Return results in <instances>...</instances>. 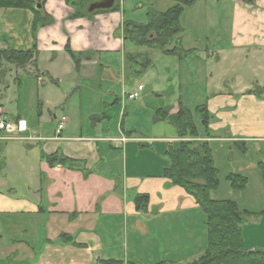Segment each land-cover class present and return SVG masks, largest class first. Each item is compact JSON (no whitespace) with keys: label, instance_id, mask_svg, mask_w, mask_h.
<instances>
[{"label":"crops","instance_id":"0c3cea01","mask_svg":"<svg viewBox=\"0 0 264 264\" xmlns=\"http://www.w3.org/2000/svg\"><path fill=\"white\" fill-rule=\"evenodd\" d=\"M204 3L210 10L204 12L205 17L210 19L207 24L210 34L194 41L189 37H193L190 30L194 22L189 20L183 26V18L189 17L187 10L192 12ZM220 5L223 9L221 15L218 13ZM45 10L56 22L38 33L37 62L42 52L53 54L46 69L54 76V82L60 83L68 78L73 82L76 77L70 56L66 57V69L57 70L59 57L63 56L69 44L76 54L92 53L91 60L82 62L79 79L85 76L88 68L93 75L106 55L114 57L121 54L124 63L125 12L97 15L93 20H70L74 11L65 0H47ZM187 10L181 19L184 29L182 41L186 51L195 54L201 50L194 57L199 66L198 70L195 67L197 76L205 73L204 68L211 60L217 65L226 64L229 72H235L232 69L240 67L244 75H237L225 89L218 86L216 93L205 100L197 94L200 89L196 86L190 91L194 85H188V79L184 78L186 75L179 72L186 58L168 57L173 60H169L166 67L170 66V62L177 65L179 74L172 76L167 69L164 91L165 96L173 97V102H167L164 108L179 107L181 102L188 107L190 102L186 99L195 97L197 107L206 106L211 115V137L202 140L210 143L216 163L219 149L226 146L230 150L238 148L239 156L245 153L247 157L253 147L264 146V0H198ZM32 20L33 14L27 10H0V50L32 49ZM189 40L194 42V46H189ZM148 54L153 56L155 53ZM160 57L166 59L163 55ZM152 65L150 72L154 63ZM37 67L40 68L38 63L34 70L39 73L40 79L45 66L41 63L39 71ZM104 67L107 66L102 65V69L98 70L96 80L102 83L120 82L123 87V70H119V77L115 78L113 74L117 73ZM126 80L130 92H137L138 89L135 90L134 84H131L132 80ZM208 80L207 89L210 88ZM121 93L127 94L125 90ZM154 94L157 96V91ZM113 95L115 104L120 103L121 98L115 93ZM10 115L11 112L6 117L16 123L21 121V128L24 129L20 136L13 138H24L27 143L22 140L0 142V264H97L103 260L133 264L162 261L192 264L204 254L207 229L206 217L200 206L183 189L172 186L162 177L167 163L161 156L158 161L151 160L149 156L146 157L147 162L140 160L142 153L147 151L144 144L153 145L161 141L167 145L177 143V135L168 133L154 140L128 139L130 132L121 129L118 136L104 132L98 136H78L69 131L68 123L60 132L56 122L55 130L50 132L51 125L48 123L40 121L36 128L27 122V117L10 118ZM53 115L54 121H59L56 114ZM154 116L155 111L153 119ZM155 126H164L159 132L168 131L164 123ZM122 136L128 141L117 145L109 143L104 146L103 151L106 152L100 153V146L112 139L121 140ZM131 144H138L139 147L131 148ZM162 149L163 154L166 148ZM56 154L78 164L51 168L48 157ZM263 159L264 156L261 161ZM13 160L21 163L19 167ZM108 162L114 165L111 170L118 176L115 186L109 180L113 172H109V164V167L105 165ZM118 163L120 172L114 171ZM259 163L262 162L255 164ZM98 165L101 168H96ZM246 166L245 170L236 171L249 179V189L252 182L247 171L251 162ZM14 167L17 169L15 172ZM93 168L98 173L88 170ZM12 170L13 176L10 174ZM255 170L259 174L255 175V183L262 191L264 182L259 166ZM237 173L230 172L226 176ZM137 195L149 196L146 211L137 210ZM53 226H56L52 230L56 234L51 237L49 231Z\"/></svg>","mask_w":264,"mask_h":264},{"label":"rangeland","instance_id":"374dc122","mask_svg":"<svg viewBox=\"0 0 264 264\" xmlns=\"http://www.w3.org/2000/svg\"><path fill=\"white\" fill-rule=\"evenodd\" d=\"M96 2L99 1H94V3ZM119 3L121 6V13L125 12L127 21L139 25H147L148 14L151 12L163 14L168 12L174 6L173 0H119ZM205 5V3L200 4V6L192 10V12L186 9L189 11V14H187L189 17L187 16L188 18H183V26L184 24L186 25L187 21L189 20L194 22V27L192 31L190 30V33L193 37L189 36L191 39H194V41H196V38H203L210 34V28L207 25L210 19H207L204 14V12L210 10L209 8H206ZM219 7L220 10L218 13L221 15L223 13V9L221 5ZM1 27L2 26L0 25V33ZM188 44H190L189 46H194V42L192 43L191 40L188 41ZM124 51V55H141L147 53L149 49L145 47H137L132 43H126V48ZM197 52L201 53V50ZM197 52H195V54ZM150 53H155L153 56H150L151 60L153 57L152 61L154 63V68L153 71L150 72L152 69L151 67V69L143 76H138L137 73L138 67L140 66L141 68V64L139 63L141 61L140 59H138L139 65L135 66L133 64L130 68L134 70L129 72L126 61L124 60L123 63V58L120 57L121 54H118L114 57L106 55L103 57L99 65L96 66L97 71L93 73V75L91 68H88L85 71V76L79 79L80 75L78 76V74H80L82 67L79 71L77 70L74 60L66 50L63 56L60 55L59 57L57 62V70L64 71L66 69V57L70 56L75 65L76 77L72 79L73 82L70 81V78L62 80L60 83L58 82L61 86H58L51 82V80L54 79V76L52 73H48L46 69L47 66L50 65V61L52 59L50 57H53V54L42 52V56L37 63L38 66L40 65V68L41 63L43 66H45V71H42V74H44L43 77L39 79V73L34 70L35 67L33 68L32 65L26 70L13 68L12 72L8 75L10 88L7 91L4 90L3 87L0 88V95L3 97V107L6 108L4 113L8 116V114L11 112L10 118H13V116L16 118L27 117V122L36 128L38 127V123L40 121L48 123L51 125L50 132L55 130L56 122L59 124V121H54L53 119V114L55 113L58 118L57 120L66 115L69 118L68 119L66 117L68 119V124L66 123L68 125L67 128L70 127L69 131L78 136L81 134H83V136H98L102 134V132L105 134L109 133L111 136H118L120 135L121 129H123L128 133H135L134 138L154 140L156 137L159 138V136L162 137L168 135V133H171V135L173 133L174 135H177L175 129L173 127L171 128L169 123L164 124L167 125L165 126L166 129L171 132H159V130H161L164 126H155L161 123L156 124L153 121L154 111L156 113L158 110L162 108L164 109V106H167V102H173V97H171V95L165 96L164 91L166 86L164 84V76L167 74V69L170 71L168 74H172V76H176L179 74V72H182V74L186 75L184 78L188 79V85H194V89L191 88L190 91L192 92L195 90L196 86V89H200L197 94H199L200 97H203L205 100L210 95L216 93V88H218V86L224 87L225 89L228 85V82L234 80L237 75L242 74V77L244 75L243 70H241L240 67L234 69L231 68L232 70L236 71L229 72V67L226 64L217 65L218 63H215V61L211 60L204 68L205 73H203L201 76H197L196 71L198 70L199 66L198 64L196 65V60L194 58L195 54L186 57L179 71L178 66L174 64L171 65V62L169 63L170 66L166 67L168 61L173 59H168V57L164 55L163 56L166 57V59L160 57V55H162L160 51H151ZM107 61H112V63L109 64ZM175 61L177 62V60ZM102 65L107 66L104 68L108 69L112 73H117L113 74L115 78L117 75L119 77L118 71L120 70L121 72L123 70L121 73L122 79L124 81L123 87L121 86L120 82L102 83L96 80L99 77L98 70L102 69ZM40 68L37 67V71L41 70ZM212 76H214V78H212ZM125 77L129 79V81L132 80L131 84H134L133 87L135 90H139L140 87L144 88L143 90L145 91L143 92L142 90L139 99L130 101L128 98L126 99L124 97L125 94L122 95V90H125L127 93L130 92V89L128 88L129 83ZM76 78H78V81H75ZM207 78L209 79L208 81L210 85V88L208 89L206 88ZM17 79L20 80L21 86L16 83ZM156 91L157 96L154 94ZM114 93L121 98L120 103L118 104H115L113 101L115 100L113 95ZM186 100L190 102L188 107L194 115V120L197 124V127L199 126L201 128L199 116L196 115L198 106L196 105L197 99L193 97ZM178 111L179 107L170 110L171 115L177 114ZM100 119L102 120L99 121ZM13 123L16 125L18 132L12 135V137L20 136L22 134L21 132H24V129L21 128L22 122L20 121L16 123V121H13ZM65 128L66 126L64 129ZM126 138L127 137L122 136L121 140H109V142L104 143L103 146H100V153L104 154L106 152L103 151L105 145L109 143H115L117 145V143H123L122 139ZM26 143L27 142H25V144ZM144 145L147 146L148 149L146 148L147 151L142 153L140 158L142 162L148 161L146 158L147 156H149L151 160L156 161H158L160 159L159 156H161L162 160L165 161V153L162 154V151L164 150L162 148L165 147L167 149L168 145L166 142L161 141L155 142L153 145ZM151 145L154 149L151 148ZM131 146V148L139 147L138 144H131ZM149 149L153 151H150ZM219 150L220 156L217 158V163L220 166L219 168L221 170L222 178L221 186L214 197L220 198L221 200H233L238 203L242 211L253 214L252 216L246 218L244 224L246 250H255L257 248L264 249V217L262 215V212H264V190L259 191V188L256 186L255 175L258 176L259 174H257V170L254 171V169L259 166L256 165L257 162L264 161V159L261 161L264 156V146L253 147L252 150L247 153L248 158L245 157V154L239 156L241 154L238 148L230 150L226 146ZM152 152L155 155H153ZM107 156L113 157L114 155ZM13 162L15 165H17V167H19V164H21L17 160H13ZM111 162H113V160H111ZM249 162H251V166H249L250 169L247 171L249 172L247 175L250 177L252 182L251 187L247 189L245 193L233 191L230 188V185L226 182L225 176L230 172L237 173L238 171L236 170H240L239 172H241V170H245L247 167L246 165ZM108 164L110 167L107 166ZM102 165L104 166V163H102ZM105 165L110 168L109 172H113L111 167L114 165L109 162ZM99 166L100 165H98L96 168ZM119 167L120 164H116L114 171L120 172V170H118ZM96 168L88 170L91 171L95 170ZM15 171H17V169L14 167V172ZM96 172L97 170H95V174ZM81 173H83V171ZM10 174L13 176V170L10 171ZM117 178L118 176L115 175L114 172L109 176V180L113 181L114 186L117 184ZM55 227L56 226L51 227V230L49 231V235L51 237L56 234L55 231H52Z\"/></svg>","mask_w":264,"mask_h":264},{"label":"trees","instance_id":"16d2710c","mask_svg":"<svg viewBox=\"0 0 264 264\" xmlns=\"http://www.w3.org/2000/svg\"><path fill=\"white\" fill-rule=\"evenodd\" d=\"M94 1L100 2V0H65L66 5L74 11L69 19L93 20L97 15L121 12L119 0H116L115 6L110 10L89 13V7L94 4ZM197 1L173 0L174 6L168 12L148 14L147 25L125 21L123 25L125 43L149 49L147 53L141 55L126 54L125 61L129 72L134 70L130 68L133 64L139 65L138 59H140L141 68L138 67L137 73L138 76L145 75L153 66L148 54L151 51H160L166 57H177L179 60L193 55L192 51H186L183 47L184 29L181 19L186 9L192 8ZM46 3L47 0H0V10H27L33 14L31 33L34 47L30 50H0V88L3 87L6 91L10 88L8 75L13 68L26 70L31 65L37 66L38 33L41 29L53 26L56 22L52 16L46 13ZM66 50L74 60L78 71L82 67L83 61L92 59V53H74L70 44ZM51 82L59 84L53 80ZM16 83L21 86L19 79ZM1 103H3L2 95H0V106H4ZM172 109L170 107L158 110L153 121L156 124L169 123L175 129L179 140L177 143L168 144L164 154L167 166L163 170L162 177L170 181L172 186L183 189L191 196L206 216V250L200 259L192 264H264V249L246 250L245 246L244 224L246 218L253 214L242 211L238 203L233 200H221L214 197L221 186L222 176L210 143L202 140L211 137L209 134L211 115L208 109L206 106L197 107L196 115L199 116L201 128L197 127L192 111L182 102L179 104L177 114L171 115L170 110ZM134 134L130 132L127 135L128 139L133 138ZM48 164L51 168H55L56 166L68 167L70 164L78 163L64 155L56 154L48 157ZM259 171L264 182V162L259 163ZM225 180L230 188L238 193H244L249 187V179L240 173L229 174ZM149 202L150 198L147 195H137L135 198V205L140 212L148 209ZM262 215L264 217V212ZM97 264L133 263L103 260ZM155 264L177 263L162 261Z\"/></svg>","mask_w":264,"mask_h":264},{"label":"built area","instance_id":"2783aa9c","mask_svg":"<svg viewBox=\"0 0 264 264\" xmlns=\"http://www.w3.org/2000/svg\"><path fill=\"white\" fill-rule=\"evenodd\" d=\"M143 87H140L139 90L135 93L126 94L125 98H128L130 101H135L140 98V93L142 92ZM68 122V119L66 117H62L59 126L58 131H63L64 127L66 126V123ZM16 132H18L16 125L13 123L12 120L8 119L4 113V107L0 106V142L5 141H13V140H22L26 141L24 138H16L10 136L14 135ZM123 142H127V139H122Z\"/></svg>","mask_w":264,"mask_h":264},{"label":"water","instance_id":"95a60500","mask_svg":"<svg viewBox=\"0 0 264 264\" xmlns=\"http://www.w3.org/2000/svg\"><path fill=\"white\" fill-rule=\"evenodd\" d=\"M116 0H103L92 4L89 7V13H94L100 10H110L115 6ZM41 8V6H39Z\"/></svg>","mask_w":264,"mask_h":264}]
</instances>
